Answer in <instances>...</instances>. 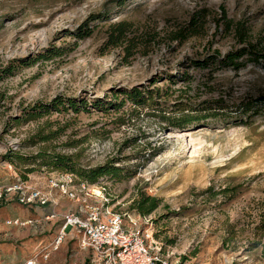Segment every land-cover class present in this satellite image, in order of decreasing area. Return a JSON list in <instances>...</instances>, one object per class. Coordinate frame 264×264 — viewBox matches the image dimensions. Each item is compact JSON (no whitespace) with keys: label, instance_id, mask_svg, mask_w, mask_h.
Returning <instances> with one entry per match:
<instances>
[{"label":"rangeland","instance_id":"1","mask_svg":"<svg viewBox=\"0 0 264 264\" xmlns=\"http://www.w3.org/2000/svg\"><path fill=\"white\" fill-rule=\"evenodd\" d=\"M118 2L0 0V184L24 175L30 186L56 195L60 203L84 208L51 186L71 175L75 189L87 185L88 206L120 213L126 225L136 220L169 264H264V58L247 61L244 55L237 70L210 60L198 68L186 66L189 59L207 60L214 50L224 54L243 46L239 27L247 29L252 43L261 39L264 49V0ZM201 10L197 35L181 43L165 39L166 31ZM93 13L100 17L88 23L92 33L76 40L74 32ZM119 20L154 26L156 41L124 59L123 48L104 44L107 24ZM52 46L66 49L35 59ZM183 70L195 76L191 88L181 97L187 83L171 84L162 108L92 106L93 100L112 98V91L164 86L168 75ZM56 98L65 106L68 98L84 100L88 110L74 114L48 106L50 112L37 121L17 119L24 108ZM203 100L225 107L202 111L201 121L184 127L160 119V114H179V101ZM119 115L123 123L115 120ZM56 130V137L40 141ZM42 150L78 154L74 171L40 158L16 167L8 157L11 151L32 156ZM99 167L115 171L94 182L85 179L88 173L82 171ZM146 196L158 199V207L140 214L136 204ZM31 258L43 264L46 257Z\"/></svg>","mask_w":264,"mask_h":264},{"label":"trees","instance_id":"2","mask_svg":"<svg viewBox=\"0 0 264 264\" xmlns=\"http://www.w3.org/2000/svg\"><path fill=\"white\" fill-rule=\"evenodd\" d=\"M118 1V5L122 3V0ZM204 11L205 10H201L192 15L187 24L166 31L164 34L165 39L169 41H178L179 43H181L188 39L190 36L197 35L203 27L200 20L202 21L204 19ZM222 14L224 15V12H222ZM99 17V14H90L89 17L82 23V25H80V27H78L77 30L74 32L73 37H75V39L77 40L89 36L92 33L93 29L88 27V23L95 21ZM134 25L135 24L127 20H119L107 24L108 30L106 32V38L104 41L105 46L111 48H123L125 52L124 59L126 60L129 55H132L134 50L138 49L141 46L146 47V45L153 43L154 41H156V36H158V31H156V28L154 26H148L147 28H145L144 25H135L134 28ZM229 28L230 25L228 22V24H225V29ZM236 31L239 35L238 42L243 44V46H241L240 48L229 50L224 54H220L218 50H214L211 55L208 56L209 58L207 60L189 59L187 64L186 62H181L180 64H186L187 67L194 66V68H198L206 65L207 61L210 60V63L212 64H214V61H217L219 67H231L232 69L237 70L244 64L243 60H239L244 55H247V61H258L259 59L264 58V49L261 45V39H258L257 42L252 43L247 38L246 28L239 27ZM75 44L76 41L73 42V45ZM64 49H66L64 46L49 47L48 49H45L44 52L39 53L35 57V59L47 60L55 55H61ZM142 52H145V49L142 48ZM167 78L169 84H165L164 86H154L152 88L145 87L144 89L132 87L130 89L124 88L119 91H112V98H110L109 100H106L107 98L102 100H93L91 101L92 106L94 107V109H107V111L109 108H113L114 111H118L124 105H128L127 108L125 107L127 110L137 108L159 109L162 108V105L165 102L164 99L168 96L169 89H171V84H174L178 81L182 83H187L185 89L179 92L182 97L183 93H186L188 89L191 88V82L192 80H194L195 76L193 77L192 75H189L187 73V70H183L177 72L175 75H168ZM153 83L154 82H152V84ZM261 99L264 100V96ZM86 105H88V103H86L84 100L76 101L73 98H68L66 100L65 106L64 101L62 102L61 99L56 98L52 100L49 105H41L35 103L34 105L29 106L28 108H24L21 112V116H19V118L17 119L23 118L22 120L24 121H37L42 116L50 112L48 106H52L55 111H57L60 107H64L63 111H67L68 109H70L74 114H78L79 111L82 109H84V111L88 110L86 109L87 107H85ZM176 106V109L178 110L179 114L170 115L168 117L164 116L163 114H160V119L164 121L168 126H189L203 119V117L200 115L202 111H213L218 109H224L225 107L224 104L219 101L210 102L207 100H203L200 102L179 101L177 102ZM123 117L122 115H119L118 117L116 116L115 120L119 123H123ZM59 131L60 130L53 131L45 136H42L39 139L40 141H46L50 138H54L59 133ZM78 143L79 141H77L76 144ZM76 144L72 145L76 146ZM77 155L78 154L68 155L55 152H46L42 150L32 156H25L17 152L11 151L8 154V157L10 159V162L16 167L20 165H27V163L31 160H34L35 158H40L43 161L49 160L53 164H59L63 168H69L72 170L76 166L74 159L77 158ZM106 166L111 167L109 165ZM107 167H99L82 172L88 173L87 175H85V179H87L89 182H94L97 176L115 171V169ZM22 178V180H25L24 175H22ZM157 207L158 199L152 196H146V198L142 199L136 204V209L140 214H148Z\"/></svg>","mask_w":264,"mask_h":264},{"label":"built area","instance_id":"3","mask_svg":"<svg viewBox=\"0 0 264 264\" xmlns=\"http://www.w3.org/2000/svg\"><path fill=\"white\" fill-rule=\"evenodd\" d=\"M51 186L68 199L85 204L77 212L64 214L53 248L60 244L67 230L72 229L78 236L79 246L90 251L87 264H169L168 258L155 250L150 232L141 229L136 220H128L126 225L122 214L95 205L88 206L86 200L91 194L83 192L87 186L85 182L75 189L73 176L66 175L61 181L51 182ZM11 194H16L18 202L23 205L54 203L53 194L32 187L22 179L0 184V198ZM7 223L20 224L18 220ZM26 264L37 262L31 258Z\"/></svg>","mask_w":264,"mask_h":264},{"label":"crops","instance_id":"4","mask_svg":"<svg viewBox=\"0 0 264 264\" xmlns=\"http://www.w3.org/2000/svg\"><path fill=\"white\" fill-rule=\"evenodd\" d=\"M73 207V212L81 209L74 202L60 203L56 195L54 203L46 205H23L16 194L0 198V264H19L39 253L46 255L43 264H87L90 251L79 246L72 229L67 230L56 248L52 247L64 214ZM12 220L20 224L6 223ZM58 254L64 255V260L53 262Z\"/></svg>","mask_w":264,"mask_h":264}]
</instances>
